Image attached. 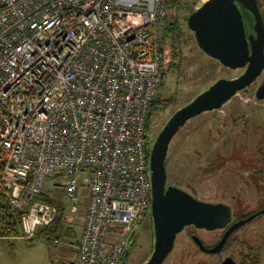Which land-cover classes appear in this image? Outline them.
Segmentation results:
<instances>
[{
	"label": "built area",
	"instance_id": "1",
	"mask_svg": "<svg viewBox=\"0 0 264 264\" xmlns=\"http://www.w3.org/2000/svg\"><path fill=\"white\" fill-rule=\"evenodd\" d=\"M173 2L0 0V211L22 212L0 240L56 221L37 197L59 177L64 224L82 230L76 256L53 264H122L152 201L147 120Z\"/></svg>",
	"mask_w": 264,
	"mask_h": 264
},
{
	"label": "rangeland",
	"instance_id": "2",
	"mask_svg": "<svg viewBox=\"0 0 264 264\" xmlns=\"http://www.w3.org/2000/svg\"><path fill=\"white\" fill-rule=\"evenodd\" d=\"M206 1L178 0L179 4L172 6L171 21L176 23L175 31L180 34L179 54L174 57L172 36L168 33L163 47L165 80L157 96L162 103L154 109L148 130L151 150L176 111L219 79H232L243 71L225 67L199 47L188 18ZM260 9L264 13V0ZM263 81L264 72L222 108L197 116L180 130L168 153L167 186L185 189L203 201L229 204L235 217L240 211L249 212L264 205V100L256 96ZM44 192L67 202L66 188L59 177H49ZM142 224L145 235L139 240L141 248L136 249L130 264H143L151 257L152 229L148 217ZM81 230L82 224L77 222L64 233L0 240V264H53L72 260L77 254ZM221 234V230H199V236L208 244ZM228 256L241 264H264V214L239 229L228 241L226 250L212 258L196 251L193 242L181 235L165 264H222Z\"/></svg>",
	"mask_w": 264,
	"mask_h": 264
},
{
	"label": "water",
	"instance_id": "3",
	"mask_svg": "<svg viewBox=\"0 0 264 264\" xmlns=\"http://www.w3.org/2000/svg\"><path fill=\"white\" fill-rule=\"evenodd\" d=\"M241 5L255 19L256 38L247 32ZM188 25L195 32L199 47L207 55L227 68H246V71L235 79H219L176 111L156 139L149 157L155 243L150 259L144 264H164L175 247L178 234L188 225L215 230L227 227L232 221L229 205L201 201L178 187H167L168 153L175 136L190 120L222 108L264 72V15L258 0H208L189 16ZM257 98L264 100V82L257 91ZM245 223L247 220L232 226L210 252H220L229 236ZM195 240L201 247L204 246L197 237ZM122 264H126L125 259ZM223 264L236 262L228 257Z\"/></svg>",
	"mask_w": 264,
	"mask_h": 264
},
{
	"label": "flooded vegetation",
	"instance_id": "4",
	"mask_svg": "<svg viewBox=\"0 0 264 264\" xmlns=\"http://www.w3.org/2000/svg\"><path fill=\"white\" fill-rule=\"evenodd\" d=\"M241 7H242V11H243V13H245V11H246V9L243 7V5H241ZM175 25H176V23H175ZM254 25H255V19H254ZM248 27V26H247ZM246 27V28H247ZM248 29V28H247ZM248 32V34L249 35H253L254 37L253 38H256V32L254 31V26H253V30L252 31H250V30H248L247 31ZM170 34L171 36H172V49H173V54H174V57H176L178 54H179V52H178V50H177V48H179V42H180V38H179V36H180V34H179V31H175V33L174 34H171L170 32H166V35L167 34ZM195 33V32H194ZM177 52H178V54H177ZM243 69V71L241 72V74L239 75V76H241L245 71H246V68H242ZM238 76V77H239ZM261 76V75H260ZM235 78H237V77H235ZM235 78H232V79H235ZM229 79V78H228ZM264 82V81H263ZM263 84V83H262ZM261 84V85H262ZM252 85V84H251ZM250 85V86H251ZM260 85V86H261ZM259 86V87H260ZM248 88V87H247ZM259 89V88H258ZM245 90V89H244ZM243 91V90H242ZM258 91V90H257ZM241 92V91H240ZM236 96V95H235ZM256 96H257V93H256ZM234 97V96H233ZM232 97V98H233ZM231 98V99H232ZM230 99V100H231ZM229 100V101H230ZM218 110V109H217ZM209 112H211V111H209ZM206 113V112H205ZM202 115V114H201ZM212 165H214V163L212 164ZM170 186H173V185H170ZM167 187H169V186H167ZM175 187H177V186H175ZM178 188H180V187H178ZM180 189H182V188H180ZM182 190H184V191H186V192H188V193H190L191 195H193L195 198H197V196H195L194 194H192L191 192H189V191H187V190H185V189H182ZM197 199H199V198H197ZM200 200V199H199ZM201 201H203V200H201ZM205 202H208V201H205ZM209 203H214V202H209ZM225 204V203H224ZM227 205H229V204H227ZM230 207H231V212H232V221L228 224V226L227 227H225V228H223V229H215V230H208V229H206V228H199V227H197L196 225H188V226H186L185 228H184V230L181 232V233H179L178 235H179V238L181 237V235H183V234H185L186 235V237L187 238H189L192 242H193V244H194V246L196 247V251H198V252H200V253H202V254H204V255H206V256H211V258L212 257H215L216 255H219V254H221L222 252H224L225 250H226V248H227V243H228V241L230 240V238L239 230V229H241L242 227H244V226H246L248 223H252V221H254L255 219H257V218H259L260 216H262L264 213H261L262 212V210H264V205L263 206H261L260 208H258V209H254V210H252V211H249V212H242V211H240V213L235 217V213H234V210H233V207L231 206V205H229ZM146 217H148V220H149V228L150 229H152V238H151V242H152V247H151V255H152V253H153V251H154V243H155V230H154V218H153V212H152V201H151V206H150V208H149V210H148V212H147V214H146V216H145V218ZM144 218V219H145ZM244 220H247V223H245L243 226H241V227H239L238 229H236L230 236H229V238H228V240H227V242H226V244H225V246H224V248L220 251V252H218V253H211L210 252V250L211 249H214L217 245H219V243L221 242V240L224 238V236H225V234L228 232V230L232 227V226H234L236 223H239V222H241V221H244ZM144 221V220H143ZM143 221L141 222V224L138 226V228L136 229V231L134 232V234H133V236H132V238H131V240H130V242L128 243V245L126 246V249H125V252H124V257H123V260L125 259L126 260V264H130L131 263V261L133 260V258H134V255H135V251H136V249H140L141 248V246L140 245H138L139 243V240L142 238V236L144 237V235H145V231H144V229H143V227H142V223H143ZM199 230H204V231H207V232H215V231H218V230H221L222 231V234L218 237V238H216V240L213 242V243H211V244H208L204 239H202L200 236H199ZM178 237V236H177ZM195 237H197L202 243H203V247H201L198 243H197V241L195 240ZM179 238L178 239H176L177 241L179 240ZM135 240L134 242H133V244L131 245V242H132V240ZM177 241L175 242V247H174V249H173V251H172V253L168 256V258L166 259V261H165V263L167 262V260L169 259V257L173 254V252L175 251V249H176V246H177ZM131 245V246H130ZM140 246V247H139ZM143 249H144V246H143V248H142V251H143ZM126 254H128L127 256H126ZM228 257H232V256H228ZM228 257H226L223 261H222V264L224 263V261L228 258ZM233 259H234V261L236 262V264H241V263H239V261H237L234 257H232ZM123 260H122V262H123ZM146 263V262H145ZM164 263V264H165ZM144 264V263H143Z\"/></svg>",
	"mask_w": 264,
	"mask_h": 264
},
{
	"label": "trees",
	"instance_id": "5",
	"mask_svg": "<svg viewBox=\"0 0 264 264\" xmlns=\"http://www.w3.org/2000/svg\"><path fill=\"white\" fill-rule=\"evenodd\" d=\"M263 0H258L259 6L261 8V2ZM178 5L179 2L178 0H174L173 4ZM244 15V20H245V24H246V28L247 31L253 30V26H254V17L253 15L246 10L245 13H243ZM264 15V13H263ZM165 32H170L171 34L175 33V22L169 21L166 25V31ZM166 36V35H165ZM176 64V63H175ZM177 67L179 68V64H176ZM165 80V73L163 75V82ZM162 101L159 99V97H156L152 103V108H151V113L148 116V120H147V132L149 133V129L151 126V120H152V114L154 112V109L157 108L158 104H161ZM167 105V104H166ZM148 139H149V135L147 136V155L148 158L150 157V152L151 149L149 148V143H148ZM37 199L42 200L44 202H47L49 204H53L56 205L59 208V214L58 217L56 219V221L48 228H44L42 229L38 234H42V233H64L65 231H67V228L64 224V220H65V213H66V207H65V203L62 201H58L53 197H50L48 194H46L45 192H43L40 196L37 197ZM22 212L19 211H13L10 206L7 204V202L5 201V203L2 204L1 207V211H0V221L3 224H7L8 226H5L3 231H0V233H4L7 234L9 236H17L20 233V226H19V221H20V217H21ZM11 220H16L17 225L12 224ZM4 227V226H3ZM124 257V255H123ZM123 260V258H122Z\"/></svg>",
	"mask_w": 264,
	"mask_h": 264
}]
</instances>
